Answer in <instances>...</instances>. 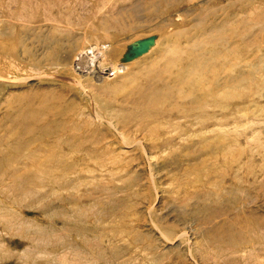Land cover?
Here are the masks:
<instances>
[{
	"label": "rangeland",
	"instance_id": "rangeland-1",
	"mask_svg": "<svg viewBox=\"0 0 264 264\" xmlns=\"http://www.w3.org/2000/svg\"><path fill=\"white\" fill-rule=\"evenodd\" d=\"M0 264H264V0H0Z\"/></svg>",
	"mask_w": 264,
	"mask_h": 264
},
{
	"label": "bare ground",
	"instance_id": "bare-ground-1",
	"mask_svg": "<svg viewBox=\"0 0 264 264\" xmlns=\"http://www.w3.org/2000/svg\"><path fill=\"white\" fill-rule=\"evenodd\" d=\"M178 0H174V3L176 4V2H177ZM83 6V5H82ZM169 11H171L170 9L169 10H166V11H164V10H162L161 12H160V14L159 15H154L155 17H158V18H161L162 20L165 18V16L166 15H168V13H169ZM195 14H196V11H195ZM194 14V15H195ZM172 18H173V16H172ZM165 20V19H164ZM160 22V21H159ZM161 23V22H160ZM194 36H196V33H194ZM184 39H186V40H188V37H186V38H184ZM137 39H135L134 41H131L130 42V44H134V42H137L136 41ZM146 43V42H145ZM101 47L102 46H97V47H95V49H92L91 48V50L93 51V52H96V51H99L100 49H101ZM137 52V54H139V52H141V49H139V50H137L136 51ZM188 59H189V57L187 56V55H185V54H182L180 57H179V61L180 60H185V61H188ZM133 62V61H132ZM189 62V61H188ZM196 62V61H195ZM116 64H112V65H110V67H111V74H113V73H115L119 68H117V66H115ZM179 65V64H178ZM87 66L84 64V63H82V64H79V63H77V68H78V70L79 71H83L85 68H86ZM105 67H108V66H105ZM105 67H96V72H97V74L98 73H100V72H102L103 70H104V68ZM110 67H108V68H110ZM182 67H183V65H182ZM189 67V66H188ZM189 69V68H188ZM192 70V69H191ZM108 71V70H107ZM107 71H106V73H107ZM189 71V70H188ZM186 73H184V72H182V70L179 72V71H177V72H174L173 73V77H172V82H173V89L175 90V97L179 100V101H181L182 99H185L187 96H189L190 94H192L194 91H195V89L198 87V84H197V82H198V79H199V77H198V74L196 73V74H194V77H193V75H192V77H187V78H185V75ZM189 86H191L194 90L192 91V92H190V93H188L187 94V90H188V87ZM159 89H161L160 87H156V89H152L151 90V93L153 94V93H156ZM172 89V90H173ZM172 92V91H171ZM173 93V92H172ZM159 103H161V102H159ZM155 105H156V103H155ZM159 105V104H158ZM182 111L184 110V108L183 109H181Z\"/></svg>",
	"mask_w": 264,
	"mask_h": 264
}]
</instances>
